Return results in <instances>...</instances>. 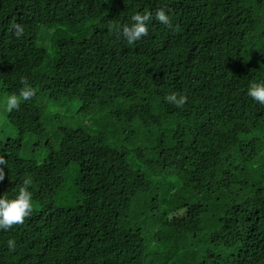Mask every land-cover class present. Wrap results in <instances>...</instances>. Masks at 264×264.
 I'll return each mask as SVG.
<instances>
[{"label":"trees","instance_id":"trees-1","mask_svg":"<svg viewBox=\"0 0 264 264\" xmlns=\"http://www.w3.org/2000/svg\"><path fill=\"white\" fill-rule=\"evenodd\" d=\"M157 9L179 31L117 34ZM22 78L36 95L6 112ZM250 82H264V0H0V196L27 179L33 204L0 229V264H264Z\"/></svg>","mask_w":264,"mask_h":264},{"label":"clouds","instance_id":"clouds-1","mask_svg":"<svg viewBox=\"0 0 264 264\" xmlns=\"http://www.w3.org/2000/svg\"><path fill=\"white\" fill-rule=\"evenodd\" d=\"M155 20L173 32L179 31V24H173L170 16L166 14L164 9H157L155 15L151 11H145L143 13L137 12L131 17V24H123L119 26L117 34L121 36L126 42L131 45L143 37L148 35L149 22ZM15 35L17 38L23 35V28L21 25L16 24L13 26ZM117 25L109 23L108 30L115 31ZM23 87L19 90V94H13L6 97L5 111L12 112L13 110H19L23 101L32 99L36 95V89L32 87L28 81L24 78L21 79ZM247 95L254 101L264 105V82H250ZM165 100L169 104L175 105L177 108H182L187 102L185 95L177 92H171L165 96ZM7 161L3 156H0V165H6ZM5 178V172L3 168H0V181ZM30 181L25 179L19 186L18 195L15 198L9 199L7 196H0V229L9 230L15 225H23L25 219L32 215V192L29 191ZM14 240L8 241V248L10 251L15 249Z\"/></svg>","mask_w":264,"mask_h":264},{"label":"rangeland","instance_id":"rangeland-1","mask_svg":"<svg viewBox=\"0 0 264 264\" xmlns=\"http://www.w3.org/2000/svg\"><path fill=\"white\" fill-rule=\"evenodd\" d=\"M0 115L2 116V118H4L3 105H0Z\"/></svg>","mask_w":264,"mask_h":264}]
</instances>
